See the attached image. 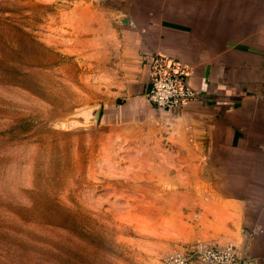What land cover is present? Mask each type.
Masks as SVG:
<instances>
[{
	"label": "rangeland",
	"instance_id": "374dc122",
	"mask_svg": "<svg viewBox=\"0 0 264 264\" xmlns=\"http://www.w3.org/2000/svg\"><path fill=\"white\" fill-rule=\"evenodd\" d=\"M59 15L0 0V264H163L188 250L199 185L100 125L95 56L70 52L95 45Z\"/></svg>",
	"mask_w": 264,
	"mask_h": 264
},
{
	"label": "crops",
	"instance_id": "0c3cea01",
	"mask_svg": "<svg viewBox=\"0 0 264 264\" xmlns=\"http://www.w3.org/2000/svg\"><path fill=\"white\" fill-rule=\"evenodd\" d=\"M46 3L60 9L65 39L95 45L70 52L95 56L100 125L156 145L176 179L199 185L188 250L231 244L236 264H264V0ZM153 55L184 64L200 98L173 113L153 108Z\"/></svg>",
	"mask_w": 264,
	"mask_h": 264
},
{
	"label": "built area",
	"instance_id": "2783aa9c",
	"mask_svg": "<svg viewBox=\"0 0 264 264\" xmlns=\"http://www.w3.org/2000/svg\"><path fill=\"white\" fill-rule=\"evenodd\" d=\"M151 82L145 97L157 111L173 113L200 98L189 81L188 68L180 61L153 55L150 59ZM234 246L199 244L190 250L175 253L163 264H236Z\"/></svg>",
	"mask_w": 264,
	"mask_h": 264
}]
</instances>
